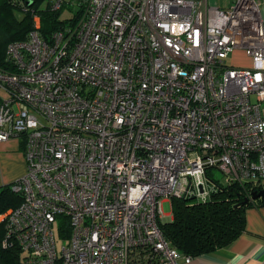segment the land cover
Returning <instances> with one entry per match:
<instances>
[{
	"label": "built area",
	"instance_id": "built-area-1",
	"mask_svg": "<svg viewBox=\"0 0 264 264\" xmlns=\"http://www.w3.org/2000/svg\"><path fill=\"white\" fill-rule=\"evenodd\" d=\"M52 8L67 10L64 25L45 39L33 14L26 38L7 45L12 69L0 68V142L20 138L26 163L7 185L20 202L0 213L2 246L15 244L20 264H192L159 226L163 202L264 187L258 0ZM237 48L250 67L227 64Z\"/></svg>",
	"mask_w": 264,
	"mask_h": 264
},
{
	"label": "trees",
	"instance_id": "trees-1",
	"mask_svg": "<svg viewBox=\"0 0 264 264\" xmlns=\"http://www.w3.org/2000/svg\"><path fill=\"white\" fill-rule=\"evenodd\" d=\"M63 9H53L52 0H0V68L12 69L6 59L7 45L12 40L26 38L33 14L40 17L41 35L49 39L65 23ZM7 185L0 188V213L20 202L19 195ZM262 189L252 183H231L221 186L205 202L172 198V218L159 221V226L170 245L183 254L198 256L213 252L229 245L245 230V210L264 202L262 196L252 199ZM60 235H68L64 218L60 219ZM3 237L4 227L0 222V264H20L18 247L2 246Z\"/></svg>",
	"mask_w": 264,
	"mask_h": 264
},
{
	"label": "crops",
	"instance_id": "crops-1",
	"mask_svg": "<svg viewBox=\"0 0 264 264\" xmlns=\"http://www.w3.org/2000/svg\"><path fill=\"white\" fill-rule=\"evenodd\" d=\"M258 2L264 17V0ZM23 150L20 138L0 142V187L25 173ZM192 264H264V202L245 210V230L235 240L213 252L195 256Z\"/></svg>",
	"mask_w": 264,
	"mask_h": 264
},
{
	"label": "rangeland",
	"instance_id": "rangeland-1",
	"mask_svg": "<svg viewBox=\"0 0 264 264\" xmlns=\"http://www.w3.org/2000/svg\"><path fill=\"white\" fill-rule=\"evenodd\" d=\"M226 0H216V3H225ZM66 16L69 15V13L67 12V10L63 9L62 12V16ZM20 16V15H19ZM227 64L230 66H234V67H250L251 66V58L250 56L246 53V51L242 48H237L235 49L232 53L229 54V56L227 57L226 60ZM210 175L212 177V180L216 183H224L225 182V176L224 174L216 167L211 169ZM212 182L207 183V188H210L212 186ZM190 202H195L197 201V199L191 198L189 199ZM163 213L165 216V221L169 220V216L172 214V206H171V201L170 200H166L163 202ZM66 240L65 239H61V241L59 240V245L65 244Z\"/></svg>",
	"mask_w": 264,
	"mask_h": 264
},
{
	"label": "water",
	"instance_id": "water-1",
	"mask_svg": "<svg viewBox=\"0 0 264 264\" xmlns=\"http://www.w3.org/2000/svg\"><path fill=\"white\" fill-rule=\"evenodd\" d=\"M259 196L264 197V189L260 190L258 193L252 195V199H255ZM169 221V220H168Z\"/></svg>",
	"mask_w": 264,
	"mask_h": 264
}]
</instances>
